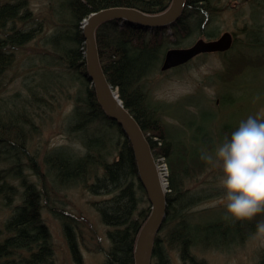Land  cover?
Listing matches in <instances>:
<instances>
[{"label": "trees", "instance_id": "1", "mask_svg": "<svg viewBox=\"0 0 264 264\" xmlns=\"http://www.w3.org/2000/svg\"><path fill=\"white\" fill-rule=\"evenodd\" d=\"M170 1L57 0L47 30L42 22L31 21L28 0H0V205L11 207L0 222V264H53L43 209L60 221L74 259L82 264L76 244L79 225L57 199L60 192L78 186L92 194L108 195L93 204L101 223L110 228L104 264H134L135 241L150 207H138L148 200L131 145L102 111L87 79L81 26L89 14L104 8L130 7L156 14ZM218 3L220 0H186L180 17L165 27L110 20L95 32L107 80L141 127L153 157H162L168 169L166 215L153 244L151 264H170L166 246H176L185 256L197 247L241 242L260 218L240 222L226 213L201 220L209 209L198 206L209 194L190 186L209 167L200 158L201 150L213 152L238 126L222 121L214 129L216 114L202 107L200 98L194 100V111L183 102L175 107L179 124L163 122L162 115L171 114L170 106L153 101L147 84L169 45L180 47L194 37L209 40L219 36L215 23ZM253 8L251 22L240 30L241 38L233 36L231 48L218 53L226 71H234L235 93L243 88V75L264 72V0H257ZM18 69L24 70L20 87L4 95L10 72ZM231 92L221 97L222 106L240 102L241 96ZM63 98L71 102L63 119L67 140L41 153L31 149L29 144L38 131L36 121ZM259 264H264V257Z\"/></svg>", "mask_w": 264, "mask_h": 264}, {"label": "rangeland", "instance_id": "2", "mask_svg": "<svg viewBox=\"0 0 264 264\" xmlns=\"http://www.w3.org/2000/svg\"><path fill=\"white\" fill-rule=\"evenodd\" d=\"M256 1L220 0V3H218L220 11L215 19V23L220 28L219 35L224 31H228L233 36L241 38L240 30L245 22H251V14L255 10L253 7H255ZM55 3H57V0H28L31 21L37 24L42 22L44 24L43 28L47 27L48 30L52 26V7ZM261 16L264 18V15ZM198 39L200 38H191L180 47H187ZM175 46L169 45V48ZM31 48H26L25 52L31 51ZM198 56L181 67H174L166 71H161L159 68L149 75L147 84L153 101H160L165 103L166 106H170L171 114H163V122L172 125L179 124L177 123L179 121L176 118L178 113L175 107L180 106V102H183L186 109L190 112L194 111V100L198 98L202 101V107L204 106V108L216 114L214 129L222 121L238 126L241 120L264 109L263 71H250L243 75L240 78L243 88L240 87L241 91L237 90L235 93L233 88L235 83L234 71H226V64L220 54L215 52ZM23 72V69L10 72V80L4 88V95H9L20 87L19 80ZM231 91H234L235 97L241 96L240 102L238 99L235 105L222 106L221 97ZM231 94L233 95L232 92ZM260 94L263 96H260ZM63 99L54 110L42 113L39 121H36L38 131L29 144L31 149H37L41 153L48 147L67 140L63 129V119L70 108L71 102L65 98ZM179 109L182 112V108ZM155 160L158 167L160 165L162 177L167 183L168 169L164 159L161 157ZM221 175L220 168L209 165V167L198 173L190 183L192 188L209 194L198 206V209H209L207 213L202 215L201 220L222 217L227 213L224 211L225 206L220 203L223 196V190L219 185ZM213 187L216 189L215 192L208 189ZM106 197H108L107 194H92L88 189L80 186L70 188L57 195V199L64 203V208L71 214L73 221L79 225L75 229L76 244L82 264H104L105 262L106 250L110 247L107 238V232L110 228L101 223L93 204ZM148 204L144 200L138 207H146ZM10 211L11 207L0 205V222L8 216ZM41 213L43 222L48 227L51 236L53 264H78L68 245L60 221L54 218L46 209H43ZM262 219H264V216H260L258 220ZM255 231L256 225L254 231L241 242L230 243L223 247L201 246L194 248L190 251V254H185V256L181 255L179 248L176 246H170V248L166 246L170 264H193L194 261H201L203 264H259L264 257V244L252 238ZM159 235L162 237L163 231Z\"/></svg>", "mask_w": 264, "mask_h": 264}, {"label": "water", "instance_id": "3", "mask_svg": "<svg viewBox=\"0 0 264 264\" xmlns=\"http://www.w3.org/2000/svg\"><path fill=\"white\" fill-rule=\"evenodd\" d=\"M185 2L186 0H171L165 10L156 14L144 13L130 7L104 8L89 14L81 26L87 79L94 88L97 102L104 114L120 127L131 145L138 178L150 207L135 241L134 264H151L153 244L166 215L167 183L159 174L157 161L141 127L124 106L118 90L106 78L99 59L95 32L101 24L110 20L126 21L145 28L165 27L180 17ZM232 44V33L224 31L213 39L200 38L187 47L169 48L164 53L160 70L166 71L184 65L200 54L225 52Z\"/></svg>", "mask_w": 264, "mask_h": 264}, {"label": "clouds", "instance_id": "4", "mask_svg": "<svg viewBox=\"0 0 264 264\" xmlns=\"http://www.w3.org/2000/svg\"><path fill=\"white\" fill-rule=\"evenodd\" d=\"M200 158L222 171L220 203L228 218L251 222L264 216V109L241 120L213 152L202 149ZM252 238L264 244V219L256 223Z\"/></svg>", "mask_w": 264, "mask_h": 264}, {"label": "built area", "instance_id": "5", "mask_svg": "<svg viewBox=\"0 0 264 264\" xmlns=\"http://www.w3.org/2000/svg\"><path fill=\"white\" fill-rule=\"evenodd\" d=\"M162 169L160 168V165H159V171L161 172V175H162V171H161Z\"/></svg>", "mask_w": 264, "mask_h": 264}, {"label": "bare ground", "instance_id": "6", "mask_svg": "<svg viewBox=\"0 0 264 264\" xmlns=\"http://www.w3.org/2000/svg\"><path fill=\"white\" fill-rule=\"evenodd\" d=\"M159 174H161V172L159 171Z\"/></svg>", "mask_w": 264, "mask_h": 264}]
</instances>
